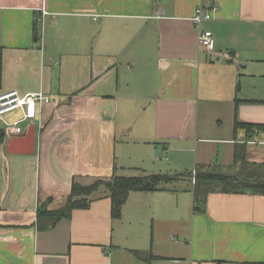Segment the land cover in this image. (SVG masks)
I'll use <instances>...</instances> for the list:
<instances>
[{"label":"crops","instance_id":"0c3cea01","mask_svg":"<svg viewBox=\"0 0 264 264\" xmlns=\"http://www.w3.org/2000/svg\"><path fill=\"white\" fill-rule=\"evenodd\" d=\"M200 4L216 7L202 24L213 51ZM249 64L264 66V0H0V94L51 98L20 133L5 128L22 109L0 117V264H264V194L212 192L194 209L191 176L132 190L120 217L103 196L37 225L75 180L231 165L243 141L264 162V132L235 129L264 123Z\"/></svg>","mask_w":264,"mask_h":264},{"label":"trees","instance_id":"16d2710c","mask_svg":"<svg viewBox=\"0 0 264 264\" xmlns=\"http://www.w3.org/2000/svg\"><path fill=\"white\" fill-rule=\"evenodd\" d=\"M38 33V25H34ZM245 127L248 135L264 132V123H243L236 121L235 129ZM191 176L194 178L193 206L200 209L206 204L207 196L212 192L264 194V162L249 159L247 141L235 144L234 161L231 165L216 162L199 164L195 170L181 173L147 172L137 169L134 175L113 174L110 179H97L91 184L73 181L72 190L66 203L56 209H49L44 204L39 207L37 225L42 229L53 227L63 218L71 217L76 208L89 207L92 200L103 196L111 198V209L114 217H120L122 207L132 190L157 191L165 190L178 180ZM141 259L152 257L151 253L134 251Z\"/></svg>","mask_w":264,"mask_h":264},{"label":"built area","instance_id":"2783aa9c","mask_svg":"<svg viewBox=\"0 0 264 264\" xmlns=\"http://www.w3.org/2000/svg\"><path fill=\"white\" fill-rule=\"evenodd\" d=\"M216 7L208 8L203 4H200L192 17L195 27L198 31V41L201 47L208 51H213L215 48V41L213 32L210 29L202 27L205 21L213 18L212 11ZM46 13L45 10H43ZM226 56H230V53H226ZM51 102V98L43 91L26 93L20 95L16 90L5 91L0 94V117H4L9 112L22 109L24 116L22 119L14 122L6 121L5 131L8 133H20V122L26 119H31L38 114V107L44 103Z\"/></svg>","mask_w":264,"mask_h":264},{"label":"rangeland","instance_id":"374dc122","mask_svg":"<svg viewBox=\"0 0 264 264\" xmlns=\"http://www.w3.org/2000/svg\"><path fill=\"white\" fill-rule=\"evenodd\" d=\"M243 69L245 70V72H247V74H249L246 78L248 87L250 89H255L257 86L258 88H262V90L264 91V66H257V65L249 64L248 66H246ZM262 96L264 97V95H262ZM163 172H167V171H163ZM122 173H123V175H134V174H137V171L131 169L130 171L126 170V172L124 171ZM92 181H93V179H89V180H85L83 183L91 184ZM179 182L184 183V184L190 183L188 181V179L182 180ZM184 187H186V186L184 185ZM174 239L175 238H173V240ZM161 264H175V263L170 262V261H164Z\"/></svg>","mask_w":264,"mask_h":264},{"label":"water","instance_id":"95a60500","mask_svg":"<svg viewBox=\"0 0 264 264\" xmlns=\"http://www.w3.org/2000/svg\"><path fill=\"white\" fill-rule=\"evenodd\" d=\"M29 134V133H28ZM17 140V138H11L10 139V142H9V145H8V152H10V153H13V152H15L12 148V146H13V144H14V142Z\"/></svg>","mask_w":264,"mask_h":264}]
</instances>
